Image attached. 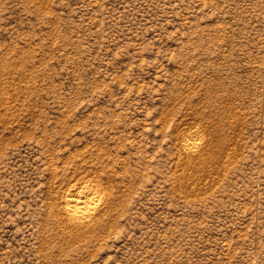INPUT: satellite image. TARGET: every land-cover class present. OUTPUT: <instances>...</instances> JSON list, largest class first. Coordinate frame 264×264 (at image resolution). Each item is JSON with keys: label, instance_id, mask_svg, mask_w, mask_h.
<instances>
[{"label": "rangeland", "instance_id": "374dc122", "mask_svg": "<svg viewBox=\"0 0 264 264\" xmlns=\"http://www.w3.org/2000/svg\"><path fill=\"white\" fill-rule=\"evenodd\" d=\"M0 264H264V0H0Z\"/></svg>", "mask_w": 264, "mask_h": 264}, {"label": "bare ground", "instance_id": "6f19581e", "mask_svg": "<svg viewBox=\"0 0 264 264\" xmlns=\"http://www.w3.org/2000/svg\"><path fill=\"white\" fill-rule=\"evenodd\" d=\"M198 135L193 134L186 140L185 146L188 149H193L197 145ZM97 200L95 194L90 190H83L74 195L68 194L66 203H73L67 208V217L74 224L85 221L91 218L90 213L95 209V201ZM90 220V219H89ZM84 226V225H83ZM76 230V229H75Z\"/></svg>", "mask_w": 264, "mask_h": 264}]
</instances>
